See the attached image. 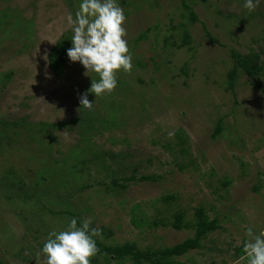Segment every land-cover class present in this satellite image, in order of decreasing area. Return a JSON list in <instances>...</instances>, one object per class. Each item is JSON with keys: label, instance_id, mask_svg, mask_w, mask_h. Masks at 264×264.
<instances>
[{"label": "rangeland", "instance_id": "rangeland-1", "mask_svg": "<svg viewBox=\"0 0 264 264\" xmlns=\"http://www.w3.org/2000/svg\"><path fill=\"white\" fill-rule=\"evenodd\" d=\"M155 1L158 5L154 0H116L124 9L122 26L133 68L116 72L117 87L110 94H87L102 116L107 113L103 104L113 108L117 125L92 136L89 144L107 169L99 161L98 166L89 164L80 181L89 186L80 190L74 181L62 185L68 178L60 164L73 162L67 153L73 145H87L78 140L77 124L49 129L50 139L40 133L41 143L26 132L29 123L67 122L83 109L79 98L96 73L86 76L84 67L69 58L61 76L48 66L56 41L63 34L72 38L66 17H75L82 0H0V119L25 123L0 126L7 132L0 135V264H42L44 257L37 254L49 232L64 230L71 218L80 226L91 217L90 227L100 229L108 243L172 245L193 230L149 222L167 220L176 210L192 220L200 205L219 227L201 247L177 259L247 264V229L254 235L264 231V69L258 87L245 75L234 94L225 86L232 47L241 53L257 51L264 60V0L252 12L243 7L245 0H189L198 15L194 22L180 18V0ZM179 22L191 42L176 47L171 40L180 41ZM219 119L223 128L214 137ZM179 134L187 156L178 151ZM112 152H124V158H110ZM45 165L58 171L53 176L45 172L40 181ZM131 173L136 175L132 180L118 179L125 185L120 191L96 183ZM142 174L158 179L140 180ZM170 194L173 200L161 199ZM134 216L142 225L133 224ZM95 264L131 263L100 258Z\"/></svg>", "mask_w": 264, "mask_h": 264}, {"label": "trees", "instance_id": "trees-1", "mask_svg": "<svg viewBox=\"0 0 264 264\" xmlns=\"http://www.w3.org/2000/svg\"><path fill=\"white\" fill-rule=\"evenodd\" d=\"M155 4L156 1L154 0ZM180 18H187L190 22H194L198 20V15L192 8V6L189 3V0H180ZM5 16V14L3 15ZM178 27L181 31L180 35V41L177 42V40H171V44H173L176 47H181L183 45H189L191 42V36L186 29L184 22H179ZM177 27H174L176 29ZM206 37H208L212 42L216 41V39L209 33V31H205ZM163 40L166 42H169V38L165 37ZM72 46L71 37L69 35L63 34L56 43L50 48L48 53V66L50 69L56 73L57 75L61 76L63 75V68L68 60L67 57V49H69ZM229 54L233 60L231 68L227 72V82L225 89L231 91L234 94V88L236 83L238 82L240 76H248L254 80L255 86H260V80L259 76L263 74L264 69V60L261 61V55L259 52L250 50L246 53H241L235 48H231L229 51ZM138 65H142V62L139 60L137 61ZM5 76H8V74H5ZM94 80H99L98 74L94 77ZM105 111L107 112L106 115L102 116L95 106H92V108L89 109H82L78 116L75 118L65 122L63 120H60L58 122H47V121H40L38 123H29L28 125L30 128L27 130L26 134L29 136V138H32L33 140H37V143H41L40 133H44V138H49L51 135V132H49V129L53 130H60L62 127H64L66 124L71 127V124H77V129H75L79 133V142H85L87 145L84 147L80 145L79 143L76 145H73L68 151V155L72 157V163L68 164L66 166V162L64 160L60 161V164L65 166V172L63 173L68 180H63L62 185L66 184L67 181H74L76 184H79V188H84L86 186H89L88 183L81 184L80 181L83 180L84 173H88V169H90L89 164H93L95 166H98L97 161L100 159V155L96 149H92V146L89 144L91 141V138L93 135H96L103 131V129L109 128L110 126L117 125L115 121V117L113 115V111L111 110V106H107L109 104H103ZM113 109V108H112ZM112 115V116H111ZM25 121V120H24ZM25 123L20 121H6L0 119V126L4 128L6 126H17V125H24ZM223 128L222 121L219 119L216 123V126L214 128V133H212V136H216L221 132ZM73 129V128H72ZM7 132L0 129V135L2 137H6ZM50 134V135H49ZM50 139V138H49ZM176 144L179 147L178 151H180L181 154H184L187 156L188 154V148L185 146V138L179 134L177 136ZM47 141V140H46ZM88 151L91 154V156H88ZM110 158H124V152H117V153H108ZM102 157V156H101ZM65 162V163H64ZM100 162V161H99ZM64 163V164H62ZM100 168L106 170V166H102L105 164H102ZM81 165V166H78ZM51 167V168H49ZM181 168L182 166L179 165ZM45 168V169H43ZM43 171L39 175V180L44 181L45 175H47L45 172H49L50 176H53L57 174V169L53 168L52 166L45 165L43 167ZM40 170H38L39 173ZM123 171V170H122ZM44 172V173H43ZM115 173V172H114ZM112 174V170H111ZM135 174L131 173L130 175H125L120 178L113 177L110 179V181L106 184L103 180L98 179L96 181L97 184H105L106 191H120L121 189L125 188L124 183H119L118 179H121L122 181H128L135 178ZM49 177V176H48ZM140 180H156L158 179V176L156 175H149V174H142L138 177ZM36 181L35 184L39 185L40 182ZM51 181V180H50ZM225 184V183H224ZM24 198H32L34 197L33 194H23ZM174 195H164L161 197L163 201H171L174 199ZM135 206H133L134 208ZM132 222L134 225H142V222L139 220V218H135V216L132 219ZM170 226L174 229H191L193 230V234L190 236H187L183 240L176 242L172 245H165L157 248L152 247H145L141 248L137 245L135 241H125V242H117V243H111L106 242L105 239H101L99 237H95L97 247L99 248V252L90 258V264H95L97 261L100 260V258L104 259L106 262L116 261L117 263H122L125 261H128L131 264H188L185 261H181L177 259V257L182 256L186 254L191 249H196L201 247L202 240L207 236V234L216 228L219 227V224L217 222V219L215 218H209L206 210L203 208V206H197L194 210V215L192 220H187L184 217V212L181 210H176L173 212L171 218L165 220V219H153L152 222H149V225L151 226ZM105 229V228H102ZM108 237V236H107ZM239 252H242V249L238 250Z\"/></svg>", "mask_w": 264, "mask_h": 264}, {"label": "clouds", "instance_id": "clouds-1", "mask_svg": "<svg viewBox=\"0 0 264 264\" xmlns=\"http://www.w3.org/2000/svg\"><path fill=\"white\" fill-rule=\"evenodd\" d=\"M260 0H245L243 5L249 12L259 6ZM67 24L73 33L72 46L67 49L71 62H79L85 75L94 72L99 80H92L90 88L83 93L81 108L91 109L93 102L88 92L95 97L110 94L117 87L116 72H131L133 68L127 40L126 28L122 25L126 17L124 9L116 0H82L75 17L67 14ZM91 217L83 218L80 226L71 218L64 230L49 232L38 256L42 264H90V258L99 252L95 237L102 238L100 229L90 227ZM246 235L251 239L243 244L247 264H264V231L254 235L248 228Z\"/></svg>", "mask_w": 264, "mask_h": 264}]
</instances>
